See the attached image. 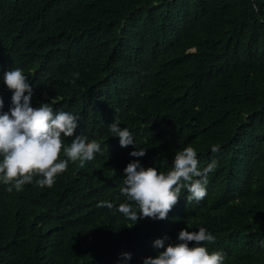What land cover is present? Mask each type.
<instances>
[{"label": "trees", "instance_id": "obj_1", "mask_svg": "<svg viewBox=\"0 0 264 264\" xmlns=\"http://www.w3.org/2000/svg\"><path fill=\"white\" fill-rule=\"evenodd\" d=\"M15 68L32 107L78 118L65 147L81 135L101 152L69 160L52 187L0 182V264H144L157 239L201 227L224 264H264V0H0L3 111ZM115 116L133 145L113 137ZM186 147L201 170L217 161L201 201L182 189L167 219L135 225L116 211L130 162L167 173Z\"/></svg>", "mask_w": 264, "mask_h": 264}, {"label": "clouds", "instance_id": "obj_2", "mask_svg": "<svg viewBox=\"0 0 264 264\" xmlns=\"http://www.w3.org/2000/svg\"><path fill=\"white\" fill-rule=\"evenodd\" d=\"M78 75L74 74L75 77ZM3 81L13 93L9 111H3L4 100L0 96V182L8 185L7 191H21L36 176L41 177L35 181L39 187H52L56 176L67 169L69 160L79 161L83 167L101 152L99 143L94 140L87 142L81 135L76 136L70 146H64L62 134L73 137L78 128V118L67 112L54 113L50 103L42 102L39 107H32L33 90L21 69L5 72ZM109 130L113 137H119L122 147L135 143L133 134L127 128H121L118 117L115 116ZM62 151L68 159H60ZM211 151L216 153L219 147L213 145ZM145 154L143 149L130 153L133 157ZM216 165L217 161L213 160L201 170L197 153L192 147L176 152L172 169L167 173L155 167L145 168L139 160L130 162L124 169L119 189L126 202L121 203L116 211L135 222L134 225L142 218L165 220L178 203L182 189H187L189 193L186 198L188 203L199 202L206 196L208 174ZM98 206L113 208V204L107 201ZM167 239L154 241V248L163 250L155 258H145L144 264H224L225 255L222 252L210 254L203 246L204 242L215 240L203 227L198 232L183 229L179 232L177 243L165 246ZM193 241L196 246L190 247L189 243ZM123 257L130 260L131 254L124 253Z\"/></svg>", "mask_w": 264, "mask_h": 264}]
</instances>
